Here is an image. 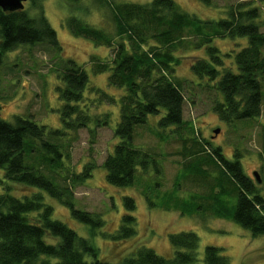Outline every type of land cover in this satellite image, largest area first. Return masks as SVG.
<instances>
[{
    "label": "trees",
    "instance_id": "obj_1",
    "mask_svg": "<svg viewBox=\"0 0 264 264\" xmlns=\"http://www.w3.org/2000/svg\"><path fill=\"white\" fill-rule=\"evenodd\" d=\"M95 1L111 10L119 41L113 43L111 35L77 16L69 17L67 25L75 35L97 44L111 48L116 44L111 62H99L95 66L97 72L111 71L110 86L125 90L120 97V120L114 130L120 140L102 163L112 186H133L138 169L144 173L150 168L158 171L159 162L152 153L134 142L136 127L144 125L150 115H160L157 126L164 131L169 128L177 134L187 126L194 130L184 118L186 97L181 82L173 77L174 65L182 58L174 52L192 24L202 37L200 46L208 44V58L194 60L192 70L201 78L211 80V85L222 95L223 99L213 105L215 113L227 125L260 117L264 98V31L257 19L258 6L243 9L240 4L230 8L227 16L217 22H201L180 9L174 0H152L147 4ZM216 36L247 38L246 46L236 52L234 67L222 66L223 56L218 47L211 44ZM24 44L61 48L57 31L43 12L31 17L25 8L12 12L0 8V65L5 52ZM60 72L65 83L59 88L65 102L60 111L64 129L48 128L26 116L17 115L14 122L0 117V169L12 184L32 189L30 195L21 197L9 192V187L0 193V264H231L229 256L215 245L205 248L200 261L199 237L193 231L171 233L170 240L175 246L172 257L161 256L152 247L143 246L116 263L101 256L90 238L53 218L54 210L45 200L46 196L67 206L72 217L87 223L92 232L104 224L99 213L77 208L73 198L74 186L91 177L96 167L94 161L86 164L82 173L62 176V182L46 173L42 165L63 171L62 146L54 140L61 139L68 130L87 127L91 122L88 107L80 106L89 85L87 71L70 59ZM105 98L113 100L103 93L99 102ZM97 122L98 125L108 123L106 119ZM195 144L194 149L184 153L187 159L195 158L187 169L200 174L201 165L206 164L220 173L215 179L218 192L212 197L217 205L216 214L238 223L253 236L264 235V196L242 168L238 156L229 160L220 148L212 147L205 153L203 143L195 139ZM35 153H38L37 159ZM52 172L58 173L57 170ZM68 180L70 184L65 183ZM133 202L132 197L125 199L129 208L135 207ZM191 204V209L185 205L188 212L199 209L197 203L191 201ZM123 217L117 238L134 232L127 224L131 217Z\"/></svg>",
    "mask_w": 264,
    "mask_h": 264
},
{
    "label": "rangeland",
    "instance_id": "obj_2",
    "mask_svg": "<svg viewBox=\"0 0 264 264\" xmlns=\"http://www.w3.org/2000/svg\"><path fill=\"white\" fill-rule=\"evenodd\" d=\"M150 1L114 0L115 3L142 4ZM174 1L180 9L201 22H217L227 16L230 8L240 4L243 9L258 6L260 14L257 19L264 31V0ZM24 8L31 17L42 12L45 14L57 31L61 48L55 50L47 45L24 44L4 53L0 65V117L14 122L17 115L26 116L48 128L64 129L60 111L65 102L60 97L59 88L65 83L60 69L71 59L82 65L89 75L85 98L80 102V106L88 107L87 112L91 114L89 126L68 130L61 139L54 140L62 146L63 171L55 169L58 173L52 172L55 171L53 168L45 163L42 165L46 173L62 182V176L82 173L85 165L94 161L96 167L91 177L74 186L73 198L77 208L99 213L104 224L92 232L87 223L72 217L67 206L46 196L45 200L54 210L53 218L66 222L79 235L90 238L101 256L116 263L143 246L152 247L161 256L172 257L175 246L170 240L171 233L193 231L199 237L197 255L200 261L204 258L205 248L215 245L229 256L231 264H264V235L253 236L248 229L214 211L217 205L212 197L218 192L215 179L219 170L206 164L201 165L203 171L200 174L187 169L195 158L187 159L184 153L196 147L197 139L203 143L205 153L216 147L229 160L237 155L242 168L264 196V98L259 118L229 125L220 119L213 105L223 99L222 95L211 85V80L201 78L192 70L194 60L208 58V44L200 46L203 40L196 33L197 26L192 24L186 30L181 46L174 52L182 58L174 65L173 74L181 82L186 97L184 118L191 124L193 132L188 126L177 134L170 132L169 128L164 131L157 126L160 115H150L144 125L136 127L134 142L152 153L159 162L158 171L150 168L144 173L138 169L133 186L115 187L107 181L102 163L120 140L114 130L120 120V97L125 90L110 86L108 76L111 71L97 72L95 66L99 62H111L116 44L112 48L97 44L92 39L75 35L67 25L69 17L77 16L111 35L116 43L119 38L115 35L111 10L101 7L95 0H30L25 2ZM247 43L245 37L232 39L227 36H216L211 42L223 56V67H234L236 52ZM103 93L113 100L105 98L99 102ZM105 119L108 123L98 125V120L103 122ZM92 128L93 132L90 131ZM219 128L220 132L215 134ZM37 156L35 153L36 159ZM0 180V193L9 187L8 191L19 197L31 194L32 189L7 180L2 169ZM69 181L65 183L70 184ZM127 197L133 198L134 208L125 205ZM191 201L197 203L199 209L188 212L185 205L191 209ZM124 215L131 217L127 224L134 232L128 237L117 238Z\"/></svg>",
    "mask_w": 264,
    "mask_h": 264
},
{
    "label": "water",
    "instance_id": "obj_3",
    "mask_svg": "<svg viewBox=\"0 0 264 264\" xmlns=\"http://www.w3.org/2000/svg\"><path fill=\"white\" fill-rule=\"evenodd\" d=\"M30 0H0V8H2L5 11H17L22 10L25 7V2ZM220 132V128L215 130V134H218ZM256 178H258V181L260 182V178L257 175V172H255Z\"/></svg>",
    "mask_w": 264,
    "mask_h": 264
}]
</instances>
